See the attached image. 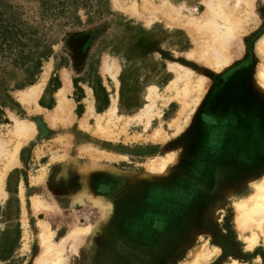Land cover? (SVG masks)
Segmentation results:
<instances>
[{
	"label": "rangeland",
	"instance_id": "rangeland-1",
	"mask_svg": "<svg viewBox=\"0 0 264 264\" xmlns=\"http://www.w3.org/2000/svg\"><path fill=\"white\" fill-rule=\"evenodd\" d=\"M44 1L8 0L21 6L20 22L39 27L38 46H0V139L9 140L16 121L31 129L0 193V264H36L40 220L53 243L66 239L64 264H264L263 237L248 246L250 232L237 228L234 206L264 178V91L256 83L264 61L255 52L264 0H248L250 11L243 0H226L243 22L223 50L229 62L219 67L196 47L203 32L196 41L144 7L163 2L177 8L175 16L201 19L209 14L205 0H48L58 9L42 24ZM79 30L95 34L75 70L63 38ZM179 65L189 73L175 89L172 68ZM152 87L160 97L147 124L136 114ZM232 97L248 103L234 108ZM113 100L121 118L108 120ZM100 115L112 136L97 130ZM196 133L200 146L220 138L212 142L227 150L224 163L214 167L204 157L202 170L192 172ZM168 155L162 174L148 171L147 163Z\"/></svg>",
	"mask_w": 264,
	"mask_h": 264
},
{
	"label": "bare ground",
	"instance_id": "bare-ground-1",
	"mask_svg": "<svg viewBox=\"0 0 264 264\" xmlns=\"http://www.w3.org/2000/svg\"><path fill=\"white\" fill-rule=\"evenodd\" d=\"M162 3L163 2H161V5L159 6H156L159 3L155 4L154 8L153 6L151 7L150 5L147 4L145 5L144 3L143 4L144 7L148 6L150 10L155 9L156 13L159 12L160 15L163 14L165 15L164 17L170 18L171 19L170 23H175V22L179 23L180 27L185 29L191 36L195 38V40L196 38L199 39V36L196 33L201 34L203 32V34L201 35H204V37L202 36V38L199 39L200 41L196 40L197 43L199 42V44H196V47H199V45L201 46L202 44L203 47L201 46L202 47L201 55L202 56L213 55L215 57V60L212 61V64L214 66L219 67L229 62L231 57L227 56V54H224L223 50L226 49L227 44L230 42V40L234 39L237 33L240 31V29H242L241 24L243 22V18L239 16V13L231 9V7L228 5L226 0H205V2L203 3L205 4L209 14L207 17L201 19L184 18L182 16L180 17L179 15L175 16L176 11H178L176 10L177 8L174 9L173 7V9L176 10L175 12H173L174 13L173 14L172 13L173 9L170 10L169 8L170 5H164L165 3L164 4ZM236 3L238 4V2ZM243 3H245L244 4L245 6L247 5L249 7L248 10L250 11L251 10L250 7L252 6V4L248 0H243ZM133 6L128 7L129 12L133 14H139L138 10ZM148 8H146V10ZM149 9L147 11L150 12ZM150 13H153V11H151ZM207 41L210 43H208ZM216 43H219L220 46H218V44L216 45ZM255 52L264 61V32H262V34L258 38H256ZM260 65L261 66H259L260 68L257 74L258 76L256 78V83L259 86V88L264 91V63ZM172 69H174V71L176 72V77L173 80V84L176 86L174 88L176 89L178 88L177 81L181 79L183 80L188 79L186 78V76L188 75L189 72L185 67L181 65L177 67L175 66ZM108 72L109 71H107V73ZM116 73L117 70L111 72L110 76L113 79H115ZM202 82H203L202 78H200V80L196 84V91L198 92V94L202 93V91L204 90V88H202L203 87ZM173 84H171L170 87L173 86ZM40 86L41 85L39 84L31 88L32 91L30 90L31 92L30 99L36 97V95L39 92ZM187 89H188V83H185L182 92L187 93L188 92ZM59 93L61 94L62 97L65 96L63 89ZM62 97L60 98V100L62 101V105H64ZM157 97L160 96L157 95L156 89L154 87L150 88L145 96L147 103H145L144 106L140 109V112L136 114V117L138 119L145 116L147 117V124H149V118L152 113V107ZM199 97L200 96L198 95L197 98ZM114 102L116 101L113 100L112 106L109 107L108 110L106 111L108 120L112 118H121L120 115L116 114V104H114ZM91 108L92 106L90 103L89 110H91ZM55 112L58 113V108L56 109ZM98 117H99L97 118L98 122L96 124L97 130L103 135H110L111 130H109V128L106 127V125H102L99 122L102 116L100 115ZM97 130L96 132H98ZM30 135H31V129L29 128V125H24L19 121H16L14 122L13 128L10 130L9 140L0 139V193L2 191V186L4 184L8 172L18 163V152L20 147L29 139ZM13 138H15V142L9 148L7 145L11 141H13ZM171 158H172L171 155H168L167 158L155 159L153 161H150L149 163H147L148 171H150V173L152 172V173L162 174L164 171L162 169L165 165V161H166L165 159L172 160ZM234 206L236 210L237 228H239L241 232H250V237L247 238L248 246L250 248L255 246L260 236L263 237V241H264V178L255 185V191L251 195L242 198L241 200L235 201ZM88 228L89 227L87 228L85 227L83 228V230H80L79 228L74 229L73 232L68 236L72 238H77L80 234H83L84 232L89 230ZM50 237H51V233L48 229V225L45 223V221L44 222L40 221L39 238L41 241V245L43 247V251L37 258L36 264H64L63 252L67 244L66 239H62L59 243H53ZM205 256L206 254L203 253L199 254V257H201V259L205 258ZM199 257L198 259H196L197 262L200 260Z\"/></svg>",
	"mask_w": 264,
	"mask_h": 264
},
{
	"label": "trees",
	"instance_id": "trees-1",
	"mask_svg": "<svg viewBox=\"0 0 264 264\" xmlns=\"http://www.w3.org/2000/svg\"><path fill=\"white\" fill-rule=\"evenodd\" d=\"M18 8L21 6L16 2L0 0V46L10 49L19 43L22 47L27 46L28 50L33 51L40 40L37 36L39 27L34 28L30 21L20 22L17 16ZM38 9L41 10L40 16L43 20L42 24H44L45 15L56 13L58 8L52 2L45 0L41 2ZM32 28L34 30L31 32ZM94 34L93 30H79L70 32L63 38L64 46L71 57L72 66L75 70H79L84 65ZM39 66V61L34 64L36 72Z\"/></svg>",
	"mask_w": 264,
	"mask_h": 264
},
{
	"label": "flooded vegetation",
	"instance_id": "flooded-vegetation-1",
	"mask_svg": "<svg viewBox=\"0 0 264 264\" xmlns=\"http://www.w3.org/2000/svg\"><path fill=\"white\" fill-rule=\"evenodd\" d=\"M233 98L234 97L231 98V104H232V106L234 108H237V106L240 105V104H242L243 106H246L247 103H248V99H246V98H245L246 100H242V101H240L236 97H235L236 100H234ZM217 100L218 99H216L212 103V105H211L212 108L213 107H218V101ZM217 128H218V126H216V128L214 130L217 131ZM196 137H198L197 133L192 135L193 143L189 145L190 148L192 149V152H190V156H191V161L190 162H193V164L190 165L189 168L192 170L193 173L194 172L197 173L200 170H202V163H203V161H205V160H203L204 157H208V159L210 160L211 165L214 166V167L218 166L222 162L224 163L225 162L224 161L225 158L229 157V155L226 152L227 150L223 146H221L222 144L216 145V144H214L212 142V140L220 139L219 137H214V138L211 139L210 144H208L209 148H208V145H203V146L198 145L199 144L198 141H197V143H195L196 142ZM236 153L237 152H235V154ZM188 170L187 169L183 170V168H182L181 173L184 174L186 171L188 172ZM217 173H218V171L216 169H214L212 171L213 176L214 175L217 176Z\"/></svg>",
	"mask_w": 264,
	"mask_h": 264
},
{
	"label": "crops",
	"instance_id": "crops-1",
	"mask_svg": "<svg viewBox=\"0 0 264 264\" xmlns=\"http://www.w3.org/2000/svg\"><path fill=\"white\" fill-rule=\"evenodd\" d=\"M235 80H238V79H235ZM237 82H238V81H237ZM61 90H62V89H61ZM61 90H60V91H61ZM60 91H59V92H60ZM211 105H212V104H211ZM107 110H108V109H107ZM107 110H106V111H107ZM260 126H261V128L263 127L262 125H260ZM40 221H42V220H40Z\"/></svg>",
	"mask_w": 264,
	"mask_h": 264
}]
</instances>
